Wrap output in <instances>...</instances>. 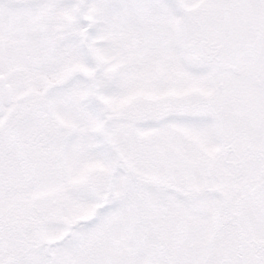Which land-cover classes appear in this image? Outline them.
Here are the masks:
<instances>
[{
  "label": "snow or ice",
  "instance_id": "obj_1",
  "mask_svg": "<svg viewBox=\"0 0 264 264\" xmlns=\"http://www.w3.org/2000/svg\"><path fill=\"white\" fill-rule=\"evenodd\" d=\"M0 264H264V0H0Z\"/></svg>",
  "mask_w": 264,
  "mask_h": 264
}]
</instances>
